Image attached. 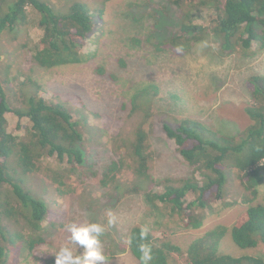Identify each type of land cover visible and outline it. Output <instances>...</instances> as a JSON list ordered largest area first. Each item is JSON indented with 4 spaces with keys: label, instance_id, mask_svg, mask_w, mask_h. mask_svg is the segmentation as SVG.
Returning a JSON list of instances; mask_svg holds the SVG:
<instances>
[{
    "label": "rangeland",
    "instance_id": "374dc122",
    "mask_svg": "<svg viewBox=\"0 0 264 264\" xmlns=\"http://www.w3.org/2000/svg\"><path fill=\"white\" fill-rule=\"evenodd\" d=\"M42 1L61 12L73 1L89 6L93 28L88 37L78 39L80 51L86 57L79 64L48 70L35 65L31 47L40 30L38 19L27 8L29 23L0 36V82L11 108L21 106L22 97L29 94L66 108L83 136L85 162L78 166L53 157L44 158L38 172L13 173L16 182L44 201L48 212L41 232L44 243L29 250L23 241H17L11 248L8 264H136L125 249L127 234L133 226L144 227L156 238H166L184 252L204 232L217 226L229 228L242 218L249 205L242 202L243 188L233 169L225 170L221 196H209L210 210L202 212L205 218L198 229L187 227L177 215L169 217L166 211L152 209L143 192H133L132 184L137 181L127 167L130 162L116 173L117 188L112 183L102 186L100 182L111 161H119L123 143L131 140L132 132L142 121V112L129 114L127 102L135 88L147 83L158 89L146 123L152 152L149 178L161 182L165 178L199 176L165 136L163 123L190 119L217 137H236L251 123L245 111L252 104L249 79L264 77V49L244 50L236 46L227 51L209 34L182 56L155 51L145 39L151 37V43L161 40L153 26L166 12L169 0ZM190 1L197 4L199 0ZM195 14L205 25L215 17L208 7ZM165 19L174 22L169 16ZM6 122L7 132L18 139L30 127L26 118L19 119L12 113L6 114ZM48 165L51 172L64 176V186L51 180L46 171ZM153 186L154 191L162 190L156 184ZM127 188L129 192L124 194ZM257 191L252 204L263 205L264 178ZM193 198L188 195L186 203ZM194 212L200 214L198 209ZM11 230L25 232L21 226ZM218 249L232 257L264 256L263 244L242 250L235 246L229 233L220 240ZM173 255L177 264H186L185 254ZM105 257L109 259L104 260Z\"/></svg>",
    "mask_w": 264,
    "mask_h": 264
},
{
    "label": "trees",
    "instance_id": "16d2710c",
    "mask_svg": "<svg viewBox=\"0 0 264 264\" xmlns=\"http://www.w3.org/2000/svg\"><path fill=\"white\" fill-rule=\"evenodd\" d=\"M169 1L171 3L165 4L166 12L153 26L161 40L154 39L156 42L151 43V37L145 39L155 51L182 56L209 34L227 51L236 46L244 50L264 49V0H199L197 4L190 0ZM206 7L215 15L208 25L202 24L199 15L195 14ZM27 8L38 19L40 30L39 38L31 47L35 65L48 70L83 61L86 56L80 51L78 39L88 37L93 28L89 6L73 1L61 12L42 0H0V36L29 23ZM167 16L174 22H166ZM151 17L157 19L156 15ZM173 28L176 31H172ZM249 82L252 104L245 111L251 123L236 137H217L201 123L190 119L163 123L165 136L174 142L180 157L199 176L181 180L165 178L161 182L149 178L152 152L146 128L158 89L151 83L135 88L127 102L129 114L142 112V121L132 132L131 140L123 143L119 161H111L107 167L101 185L112 183L117 188L116 173L130 162L127 167L132 169L137 181L132 184L133 192H143L152 209L166 211L169 217L177 215L184 225L198 229L205 218L202 212L210 210L209 196H221L226 183L225 170L229 168L233 169L243 188L242 202L249 205L234 225L229 228L217 226L204 232L194 238L184 252L166 238H156L144 227H131L125 249L136 264H177L175 253L185 254L186 264H264L261 255L232 257L219 253L218 249L220 240L227 233L242 250L264 245V204H252L264 178V77L253 76ZM7 113L29 121L30 127L23 138L18 139L7 132ZM82 141L83 136L66 108L49 104L37 94L23 96L21 106L11 108L0 82V264L9 263L11 248L17 241H23L29 250L44 243L41 232L48 208L43 200L35 198L15 181L13 173L16 170L22 174L38 172L39 163L52 157L81 166L85 162ZM12 161H15L13 165L10 164ZM46 171L59 187L65 185L64 176L51 172L50 165ZM155 184L161 187L160 192L153 190ZM128 189L124 194L129 192ZM188 195L194 198L186 203ZM196 209L200 214H195ZM14 226H21L25 232L11 233Z\"/></svg>",
    "mask_w": 264,
    "mask_h": 264
}]
</instances>
